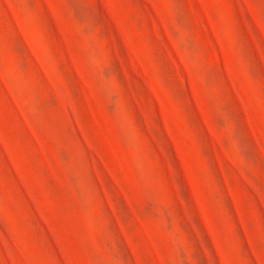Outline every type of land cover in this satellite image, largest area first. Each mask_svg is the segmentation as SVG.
<instances>
[{
  "label": "rangeland",
  "instance_id": "rangeland-1",
  "mask_svg": "<svg viewBox=\"0 0 264 264\" xmlns=\"http://www.w3.org/2000/svg\"><path fill=\"white\" fill-rule=\"evenodd\" d=\"M0 264H264V0H0Z\"/></svg>",
  "mask_w": 264,
  "mask_h": 264
}]
</instances>
